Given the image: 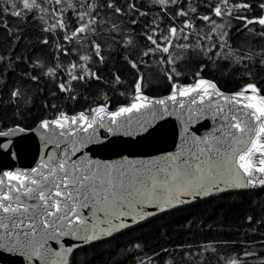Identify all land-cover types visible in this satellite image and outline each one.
I'll use <instances>...</instances> for the list:
<instances>
[{"label":"snow or ice","instance_id":"1","mask_svg":"<svg viewBox=\"0 0 264 264\" xmlns=\"http://www.w3.org/2000/svg\"><path fill=\"white\" fill-rule=\"evenodd\" d=\"M29 21L43 38L21 55ZM233 30L247 47H233ZM0 31L11 44L0 53V264H189L193 256L264 264V219L251 215L238 239L182 257L178 250L191 245H177L175 258L168 249L134 250L131 239L118 246L119 260L100 261L96 251L190 201L264 191V45L251 41L264 38V0H0ZM151 65L163 96L149 95ZM209 70L232 87L225 91ZM45 80L51 86L35 115L32 89ZM171 117L177 150L131 158ZM208 119L211 131L198 136ZM24 133L39 140L34 164L13 167V137ZM102 151L114 158L94 155ZM257 233L262 239L250 238Z\"/></svg>","mask_w":264,"mask_h":264},{"label":"trees","instance_id":"2","mask_svg":"<svg viewBox=\"0 0 264 264\" xmlns=\"http://www.w3.org/2000/svg\"><path fill=\"white\" fill-rule=\"evenodd\" d=\"M8 20L10 26L14 27V18L9 16ZM117 23H119V21H117ZM232 23L237 25L240 22L233 20ZM125 26L132 27L127 24H125ZM22 28V35L25 39L17 47V51L21 55H23L26 48L36 47L38 39L43 38V33L40 32V25L38 22L29 21L28 24L22 25ZM141 28L142 25L137 26L136 32L139 33ZM5 35L3 31H0V53H6L11 47V44L5 40ZM232 35L233 47L241 43H245V46H247V43L243 41L239 33L233 30ZM244 35L248 34L245 33ZM251 41L254 42L257 49L264 45V38L258 36L251 37ZM143 44L144 41L141 40V43L136 47L139 48ZM39 47L43 48L44 46L39 45ZM49 47H51V45ZM113 55L117 57L118 60L119 54L113 53ZM71 58L72 57L69 56L63 59L70 60ZM52 63H55V60H53ZM194 66L198 65H196L194 61L190 62L182 71L188 73L194 70ZM150 67V72L148 68H145V74L149 75L154 88V91L149 92V95L163 96L166 92L163 84L158 83L160 80L159 69L156 68L155 65H151ZM104 71L107 73L108 69L105 68ZM207 77L218 80L220 84L224 86L225 91L232 87L231 80L225 85L224 78L221 76L220 72L213 73L209 70ZM50 86V82L45 80L40 86L32 89L36 97L33 105V113L35 115L40 114L39 105L44 102V98L47 96ZM41 87L43 88V95H41ZM95 91V88H91L88 90L87 94L94 95ZM57 103H60V101L58 100ZM83 103L84 101L82 100L77 102V110H79ZM87 103H91V101ZM261 200H264V191L258 189L251 191L244 197L225 195L216 200L202 201L186 208L177 209L152 219L150 223L142 227H135L133 231L125 235L117 236L116 239L110 243L98 244L96 249L97 256L100 261L121 259V257L116 254L119 251L118 246L123 244L127 247V241L130 239L133 240L132 247L134 250L137 244L141 245L148 255H151L153 251L161 252V249H168L173 258L177 256V251H173L176 249L177 245L192 246L191 248L186 247L178 250L182 257L184 251L195 253L198 251V245L206 244L209 241L222 238L238 239L237 230H247V225L243 223V219L246 215H251L254 219H264V205L260 203ZM229 229L231 230L230 232ZM260 231H264V227H261ZM250 238L257 241L262 239L258 233L252 234ZM255 248L257 251H260L259 244L255 245ZM140 254L143 255V253ZM161 255H163V253H161ZM123 264H130V261L124 260ZM189 264H200V258L198 256H193ZM252 264H256L255 258H253Z\"/></svg>","mask_w":264,"mask_h":264},{"label":"water","instance_id":"3","mask_svg":"<svg viewBox=\"0 0 264 264\" xmlns=\"http://www.w3.org/2000/svg\"><path fill=\"white\" fill-rule=\"evenodd\" d=\"M213 121L208 119L207 121H201V126L197 128V135L203 136L211 131L213 127ZM179 122L175 117L168 118V122L163 125L158 134L150 138L147 141L142 142V145L130 153L131 158L136 160H152L160 157L163 154L175 152L177 145L180 143L178 135ZM16 142V147L13 149L18 155L17 160H12L10 163L13 167L27 168L34 164V157L37 154L39 140L35 138L31 133L18 134L13 137ZM94 155L100 158H114L109 152L102 151L94 153ZM258 190V189H257ZM207 201V200H204ZM202 201H190L176 209L168 210L166 213L175 211L177 209L186 208ZM166 213L155 214L152 218H156ZM71 243V241H69Z\"/></svg>","mask_w":264,"mask_h":264},{"label":"rangeland","instance_id":"4","mask_svg":"<svg viewBox=\"0 0 264 264\" xmlns=\"http://www.w3.org/2000/svg\"><path fill=\"white\" fill-rule=\"evenodd\" d=\"M245 47H247V46H245Z\"/></svg>","mask_w":264,"mask_h":264}]
</instances>
